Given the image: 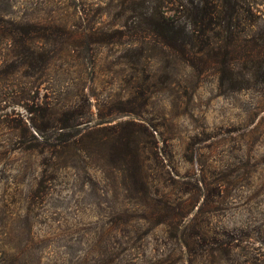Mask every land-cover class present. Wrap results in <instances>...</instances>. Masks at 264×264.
<instances>
[{
	"label": "rangeland",
	"instance_id": "rangeland-1",
	"mask_svg": "<svg viewBox=\"0 0 264 264\" xmlns=\"http://www.w3.org/2000/svg\"><path fill=\"white\" fill-rule=\"evenodd\" d=\"M122 1L0 0V264H264V77L135 42Z\"/></svg>",
	"mask_w": 264,
	"mask_h": 264
},
{
	"label": "trees",
	"instance_id": "trees-1",
	"mask_svg": "<svg viewBox=\"0 0 264 264\" xmlns=\"http://www.w3.org/2000/svg\"><path fill=\"white\" fill-rule=\"evenodd\" d=\"M135 1L121 3L127 6L129 14L123 27L135 42L156 39L162 50L176 53L184 60L202 59L203 55L201 65L212 61L220 87L229 92L245 90L254 78L264 77V31L252 30L255 16L244 0H144L148 5L145 8L134 6ZM167 3L174 5L172 16L167 15ZM217 40H222L224 46H214L213 41ZM194 65L190 61V66ZM120 133L125 136L118 140L124 152L119 170L125 186L133 187L142 167L139 145L133 140L134 131L122 128ZM112 134L106 132L105 136ZM61 146L67 149L66 144ZM140 184L145 189L144 182Z\"/></svg>",
	"mask_w": 264,
	"mask_h": 264
}]
</instances>
